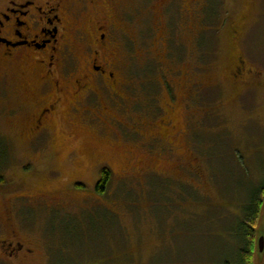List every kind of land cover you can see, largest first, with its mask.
<instances>
[{"label": "rangeland", "instance_id": "374dc122", "mask_svg": "<svg viewBox=\"0 0 264 264\" xmlns=\"http://www.w3.org/2000/svg\"><path fill=\"white\" fill-rule=\"evenodd\" d=\"M87 2L76 6L80 30L104 12L124 28L123 121L133 130L65 112L39 152L4 151L0 137V231L19 230L35 250L17 263L238 261L239 220L264 184V0H116L117 11ZM238 56L246 71L234 81ZM20 77L8 70L3 82ZM160 120L174 130L156 142ZM36 194L48 200L14 212L17 197ZM262 200L253 264H264Z\"/></svg>", "mask_w": 264, "mask_h": 264}, {"label": "flooded vegetation", "instance_id": "af4514ba", "mask_svg": "<svg viewBox=\"0 0 264 264\" xmlns=\"http://www.w3.org/2000/svg\"><path fill=\"white\" fill-rule=\"evenodd\" d=\"M185 0H170V3ZM87 0H0V137L9 144L4 151H41L51 135L54 119L65 112L82 118L103 119L112 126L133 130L123 121L126 109L125 78L120 58L119 28L108 13L89 26L78 28L76 6ZM98 0H90L97 6ZM117 11L116 0H106ZM232 27V38L241 28ZM20 72L19 79H3L6 71ZM246 66L234 60L231 78H244ZM257 79L261 78L256 73ZM7 94L9 95L7 97ZM153 141H162L174 127L159 121ZM136 133L142 134L136 130ZM20 143L21 145H18ZM46 194L17 197L18 212L31 198L48 200ZM28 205V204H27ZM20 231H0V264H18L34 255Z\"/></svg>", "mask_w": 264, "mask_h": 264}, {"label": "trees", "instance_id": "16d2710c", "mask_svg": "<svg viewBox=\"0 0 264 264\" xmlns=\"http://www.w3.org/2000/svg\"><path fill=\"white\" fill-rule=\"evenodd\" d=\"M110 181V171L104 169L102 171L101 179L97 183L96 191L103 194ZM79 186H82L80 184ZM264 195V184L257 190H252L248 203L244 208V217L239 220L237 232L238 237L244 240V248L240 249L239 259L236 262L226 261L224 264H253V242L255 239L256 226L258 224L259 215L261 212Z\"/></svg>", "mask_w": 264, "mask_h": 264}, {"label": "water", "instance_id": "95a60500", "mask_svg": "<svg viewBox=\"0 0 264 264\" xmlns=\"http://www.w3.org/2000/svg\"><path fill=\"white\" fill-rule=\"evenodd\" d=\"M260 246H261V250H263L264 249V238H261Z\"/></svg>", "mask_w": 264, "mask_h": 264}]
</instances>
